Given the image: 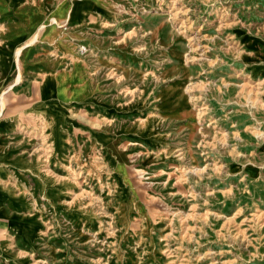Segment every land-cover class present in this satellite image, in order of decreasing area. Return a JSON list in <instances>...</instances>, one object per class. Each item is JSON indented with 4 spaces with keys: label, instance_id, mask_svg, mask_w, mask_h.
Wrapping results in <instances>:
<instances>
[{
    "label": "rangeland",
    "instance_id": "374dc122",
    "mask_svg": "<svg viewBox=\"0 0 264 264\" xmlns=\"http://www.w3.org/2000/svg\"><path fill=\"white\" fill-rule=\"evenodd\" d=\"M5 120L0 264H264V0H0Z\"/></svg>",
    "mask_w": 264,
    "mask_h": 264
},
{
    "label": "crops",
    "instance_id": "0c3cea01",
    "mask_svg": "<svg viewBox=\"0 0 264 264\" xmlns=\"http://www.w3.org/2000/svg\"><path fill=\"white\" fill-rule=\"evenodd\" d=\"M14 126H12L11 121H1L0 122V142L2 140L1 136L3 135L5 138L7 137V134L9 131L13 130ZM28 163L21 159L20 157H11L7 153V151H4L0 147V171L3 168H7L10 172L13 171V169H20L19 167H22L23 165H26L28 167ZM19 166V167H18ZM9 175V174H8ZM6 174L4 178L10 179L11 175ZM24 198L26 199V194H20L13 191V188L5 186L4 188L0 189V203L7 202L9 205H7V211L8 213L3 210H0V222H4L5 229L7 228H19L20 226L26 225L31 219L33 218L32 215H25L22 213H19V211L16 210L18 203H25ZM21 206V205H20ZM19 207V206H18ZM23 207V205L21 206ZM34 219V218H33ZM4 229V230H5ZM2 235V234H0ZM18 235H20L18 233Z\"/></svg>",
    "mask_w": 264,
    "mask_h": 264
}]
</instances>
